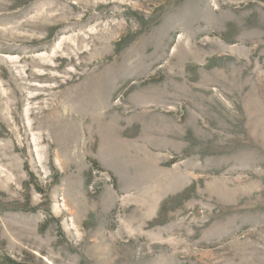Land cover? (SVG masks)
I'll return each instance as SVG.
<instances>
[{
	"label": "rangeland",
	"instance_id": "obj_1",
	"mask_svg": "<svg viewBox=\"0 0 264 264\" xmlns=\"http://www.w3.org/2000/svg\"><path fill=\"white\" fill-rule=\"evenodd\" d=\"M264 264V0H0V264Z\"/></svg>",
	"mask_w": 264,
	"mask_h": 264
},
{
	"label": "trees",
	"instance_id": "obj_2",
	"mask_svg": "<svg viewBox=\"0 0 264 264\" xmlns=\"http://www.w3.org/2000/svg\"><path fill=\"white\" fill-rule=\"evenodd\" d=\"M14 264H16V263H14Z\"/></svg>",
	"mask_w": 264,
	"mask_h": 264
}]
</instances>
